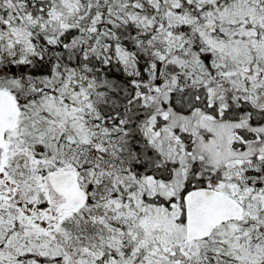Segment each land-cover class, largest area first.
Returning a JSON list of instances; mask_svg holds the SVG:
<instances>
[{
	"label": "snow or ice",
	"instance_id": "6c2138e0",
	"mask_svg": "<svg viewBox=\"0 0 264 264\" xmlns=\"http://www.w3.org/2000/svg\"><path fill=\"white\" fill-rule=\"evenodd\" d=\"M0 264H264V0H0Z\"/></svg>",
	"mask_w": 264,
	"mask_h": 264
}]
</instances>
